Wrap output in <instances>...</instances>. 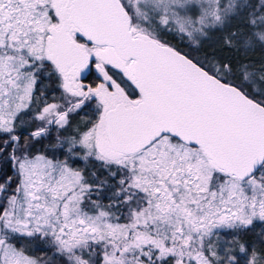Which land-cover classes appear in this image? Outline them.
<instances>
[{
  "label": "snow or ice",
  "instance_id": "6c2138e0",
  "mask_svg": "<svg viewBox=\"0 0 264 264\" xmlns=\"http://www.w3.org/2000/svg\"><path fill=\"white\" fill-rule=\"evenodd\" d=\"M0 264H264V0H0Z\"/></svg>",
  "mask_w": 264,
  "mask_h": 264
}]
</instances>
